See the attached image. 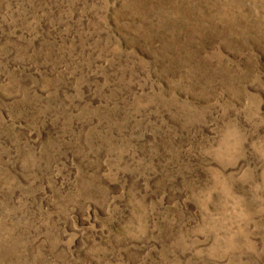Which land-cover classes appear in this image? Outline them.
Segmentation results:
<instances>
[{
  "label": "rangeland",
  "instance_id": "rangeland-1",
  "mask_svg": "<svg viewBox=\"0 0 264 264\" xmlns=\"http://www.w3.org/2000/svg\"><path fill=\"white\" fill-rule=\"evenodd\" d=\"M0 264H264V0H0Z\"/></svg>",
  "mask_w": 264,
  "mask_h": 264
}]
</instances>
